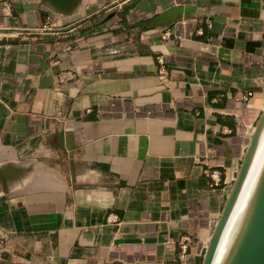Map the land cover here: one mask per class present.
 <instances>
[{
	"label": "crops",
	"instance_id": "crops-1",
	"mask_svg": "<svg viewBox=\"0 0 264 264\" xmlns=\"http://www.w3.org/2000/svg\"><path fill=\"white\" fill-rule=\"evenodd\" d=\"M130 1L0 0V264H200L264 105V0Z\"/></svg>",
	"mask_w": 264,
	"mask_h": 264
},
{
	"label": "water",
	"instance_id": "water-1",
	"mask_svg": "<svg viewBox=\"0 0 264 264\" xmlns=\"http://www.w3.org/2000/svg\"><path fill=\"white\" fill-rule=\"evenodd\" d=\"M41 1L55 12L68 10L77 2V0ZM136 2H138V0H132L125 3L122 5V8H130ZM192 11H194V8L188 4H176L162 11L158 15V18L162 22H165L171 20L176 15H184ZM112 14L113 12L109 13L107 17ZM10 41L13 40L0 38V44ZM263 124L264 105L262 106L261 112L251 129V133L238 169L225 196L219 215L207 239L200 264L211 263L219 235L234 204ZM223 264H264V165L249 205L240 221L239 227L229 246Z\"/></svg>",
	"mask_w": 264,
	"mask_h": 264
},
{
	"label": "bare ground",
	"instance_id": "bare-ground-1",
	"mask_svg": "<svg viewBox=\"0 0 264 264\" xmlns=\"http://www.w3.org/2000/svg\"><path fill=\"white\" fill-rule=\"evenodd\" d=\"M264 165V124L223 229L219 235L210 264H223L229 246L249 205Z\"/></svg>",
	"mask_w": 264,
	"mask_h": 264
},
{
	"label": "built area",
	"instance_id": "built-area-1",
	"mask_svg": "<svg viewBox=\"0 0 264 264\" xmlns=\"http://www.w3.org/2000/svg\"><path fill=\"white\" fill-rule=\"evenodd\" d=\"M3 5L6 8H8L9 3L8 2H5V3H3ZM47 18H48V16H47ZM44 26H45V24L42 25L41 28H43ZM196 32L200 33L201 30L199 28H197L196 29ZM20 33H21V31H20ZM53 33L55 35L58 34L57 31H53ZM170 34H171L170 30L168 28H164L162 30L161 34H160V37L162 39H168L170 37ZM177 36H179V35H177ZM53 45H54V53H55L56 56H58V53L59 52H58L57 49L59 48V46H58L57 41H55ZM158 60L161 61V59H158ZM67 75H69V72L68 71L59 72L58 75H57V79L58 80L64 79V78L67 77ZM251 96H252V91L247 90V91H245V92L242 93V95L240 96V99H242L243 101H247ZM205 155L206 154H203V157ZM206 175H208L210 177V185H214V186L215 185H218V183L220 181V177H219V172H218L217 169H210V171L208 173L206 172ZM106 221L107 222H110V223L116 222L117 221L116 214L111 213V212L110 213H107V215H106ZM180 250H181V253L184 252V250H185V243H181L180 244Z\"/></svg>",
	"mask_w": 264,
	"mask_h": 264
},
{
	"label": "rangeland",
	"instance_id": "rangeland-1",
	"mask_svg": "<svg viewBox=\"0 0 264 264\" xmlns=\"http://www.w3.org/2000/svg\"><path fill=\"white\" fill-rule=\"evenodd\" d=\"M10 33H12V34H10ZM14 32H8V33H6V34H8V35H6V36H4V37H7V38H16V37H20V38H23L24 36H27V34L25 35V34H23V32H21V33H17V34H13ZM10 34V35H9ZM258 118V117H257ZM256 118V119H257ZM254 123H255V121H254ZM254 123H252V127L254 126ZM184 241H185V238H184ZM180 244H181V242H180Z\"/></svg>",
	"mask_w": 264,
	"mask_h": 264
}]
</instances>
